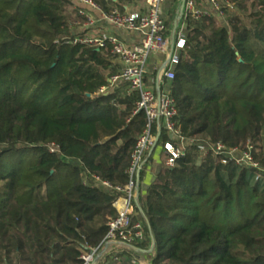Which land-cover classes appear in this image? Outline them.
Wrapping results in <instances>:
<instances>
[{
	"label": "trees",
	"instance_id": "16d2710c",
	"mask_svg": "<svg viewBox=\"0 0 264 264\" xmlns=\"http://www.w3.org/2000/svg\"><path fill=\"white\" fill-rule=\"evenodd\" d=\"M96 1L112 11L133 0ZM217 1L221 16L182 19L170 84L177 125L187 138L251 143L264 167V0ZM74 20L68 0H0V264H82L101 246L117 194L84 174L126 185L148 123L129 83L100 92L120 67L110 49L61 40ZM168 140L162 129L157 147ZM139 204L151 231L136 206L147 240L135 246L154 241L151 264H264V181L254 169L190 146Z\"/></svg>",
	"mask_w": 264,
	"mask_h": 264
},
{
	"label": "built area",
	"instance_id": "2783aa9c",
	"mask_svg": "<svg viewBox=\"0 0 264 264\" xmlns=\"http://www.w3.org/2000/svg\"><path fill=\"white\" fill-rule=\"evenodd\" d=\"M68 1L75 12V20L71 35L65 36L61 40L75 45L110 49L114 60L120 67L110 77V85L101 87L100 92H106L123 81L129 83L131 88L139 91L138 110H144L148 118L147 126L140 135L131 156V165L128 170L130 180L126 185L115 186L89 171L84 174L85 183L92 182L117 194L113 201L117 215L109 221V231L102 245L89 247L81 256L82 264H108L107 260L110 254H107L108 250L104 249L109 243L117 245L116 242H121L135 246V243L147 240L144 223L135 218L137 215V186L141 171L148 164L151 151L158 136L160 138L162 129L165 130L168 137H174L162 146L165 155L164 164L167 167L174 166L176 160L185 155L190 146H197L202 156L210 152L220 154L223 157V163L233 161L254 169L255 181H264V167L255 158L254 146L251 143L247 149H239L227 147L221 142L210 143L196 137L187 138L177 125L179 112L170 84L175 77L174 69L179 62L180 49L185 46L187 39L183 21L176 35L175 53L169 67L162 75V96L158 101L156 92L158 73L167 58L160 67H154L152 70L149 69V61L152 55L166 53L170 50V30L163 12L164 0H146L145 8L140 10L124 8L112 11L106 10L96 0ZM205 1L210 7H198L196 0H187L183 17L190 15L194 19H199L214 13H218L220 16L223 14L217 0ZM120 31L138 32L140 37L136 43H129L119 34ZM49 150L56 153L59 152V147L52 143L49 145ZM117 258L115 261L118 264Z\"/></svg>",
	"mask_w": 264,
	"mask_h": 264
},
{
	"label": "crops",
	"instance_id": "0c3cea01",
	"mask_svg": "<svg viewBox=\"0 0 264 264\" xmlns=\"http://www.w3.org/2000/svg\"><path fill=\"white\" fill-rule=\"evenodd\" d=\"M172 2L173 0H164L163 2V12L166 19L170 11ZM200 4L203 5L202 2H200ZM145 6H146V0H133L131 2L124 1V8H128L130 10L144 9ZM208 6L210 7V5ZM110 29H112V27H110ZM119 34L129 43H136V41L140 37V33L138 32L120 31ZM168 54H169L168 51L166 53H159V55H162V61L160 62H158V59L153 57L152 55L149 61V69L152 70V68L154 67H160L165 62ZM170 138L174 139L173 136H171ZM162 151L163 149H161L160 147L159 148L156 147L153 153L150 154V157L152 156V158L149 160L148 164H146L144 168L145 170L144 176L142 181H140V186H139V196L140 194L144 195L147 193L150 184L154 181L157 173L164 165L165 155L163 157ZM151 249H152V244H150L146 250L141 248H139V250H134V249H130V247L110 244L106 246L104 250H108L107 254H110V256L108 255L109 258L107 260L108 264H117L115 261L116 257H118L117 258L118 264H149L152 260ZM113 250H117V251L113 253L112 252Z\"/></svg>",
	"mask_w": 264,
	"mask_h": 264
},
{
	"label": "water",
	"instance_id": "95a60500",
	"mask_svg": "<svg viewBox=\"0 0 264 264\" xmlns=\"http://www.w3.org/2000/svg\"><path fill=\"white\" fill-rule=\"evenodd\" d=\"M186 1L187 0H179L176 17L174 18L173 23H172V29H171V32H170V50H169V54L167 56L166 62L162 65V67H161V69L159 70V73H158V82H157V87H156L158 101L161 100V96H162V91H161L162 75H163L164 71L169 67L171 58H172V56H173V54L175 53V50H176V35H177V31H178V29H179V27L181 25L182 19H183ZM158 141H159V136L157 138V142L155 143V145H154V147H153V149L151 151V154L156 149V147L158 145ZM139 186H140V181H138V186H137L138 187V195H137V198H136V203H137L138 208L140 209V212H141L142 216L144 217V219H145V221H146V223H147V225L149 227V230L151 231V226H150L149 220H148L147 216L145 215L144 211L141 209L140 204H139ZM116 244L119 245V246L130 247V248H132L134 250H139L138 247L133 246V245H127V244L121 243V242H116ZM154 245H155V243L153 241L151 252L154 250Z\"/></svg>",
	"mask_w": 264,
	"mask_h": 264
},
{
	"label": "rangeland",
	"instance_id": "374dc122",
	"mask_svg": "<svg viewBox=\"0 0 264 264\" xmlns=\"http://www.w3.org/2000/svg\"><path fill=\"white\" fill-rule=\"evenodd\" d=\"M178 3H179V1H177L176 3L175 2L172 3L170 11H169L168 16H167V20L170 22V26H169L170 32L172 29L173 20L176 17ZM225 17H226V15L224 16V18L220 19V22L227 25ZM170 32H169V34H170ZM153 57L157 58L158 62L162 61V55H159V53L154 54ZM113 63L116 64V61L114 59H113Z\"/></svg>",
	"mask_w": 264,
	"mask_h": 264
}]
</instances>
